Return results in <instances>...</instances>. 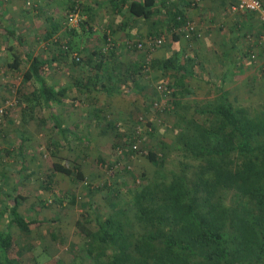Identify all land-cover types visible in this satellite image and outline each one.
Listing matches in <instances>:
<instances>
[{
  "label": "trees",
  "instance_id": "trees-1",
  "mask_svg": "<svg viewBox=\"0 0 264 264\" xmlns=\"http://www.w3.org/2000/svg\"><path fill=\"white\" fill-rule=\"evenodd\" d=\"M126 4L131 14L147 17L152 0H127ZM17 37V44L1 49L7 55L6 70H17L22 82L36 83L17 96L24 123L33 117L35 106L61 102L67 85L56 88L46 79L47 60L30 53ZM95 53L94 68L99 69L105 54ZM174 63L178 64L175 53L163 58L161 66ZM99 71L74 79L72 89L110 91L114 87L105 86ZM127 75L124 72L123 77ZM191 108L184 113L189 109L184 104L175 114L170 139L157 138L153 147L145 149L154 167L150 176H135L123 168V174L131 176L129 189L121 191L116 179L87 185L90 193L104 190L108 209L97 212L90 195L85 197L74 220L80 244L71 246L69 261L56 259L49 264H264V96L240 102L217 95ZM53 125L59 138H49V144L68 146L70 138L79 139L56 116ZM105 128L117 129L111 120L105 121ZM114 135L121 137L118 132ZM130 140L121 137L114 144L123 156L132 153ZM19 163L22 166V160ZM51 169L72 179L83 178L79 167L64 162L52 161ZM124 180V176L119 179L125 184ZM4 191L9 200L0 205L5 218L0 229V264H18L17 238L27 242L31 227L46 219L23 216L17 209L22 196ZM61 196L75 203L70 192L63 191ZM11 226L16 227L17 238Z\"/></svg>",
  "mask_w": 264,
  "mask_h": 264
},
{
  "label": "rangeland",
  "instance_id": "rangeland-1",
  "mask_svg": "<svg viewBox=\"0 0 264 264\" xmlns=\"http://www.w3.org/2000/svg\"><path fill=\"white\" fill-rule=\"evenodd\" d=\"M103 38L101 36L97 46L95 42L86 40L85 50L80 47L71 52V60L77 55L81 61L72 64L75 74L79 76L83 72L94 75L96 68L84 67L85 60L87 54L93 55L100 50ZM65 47L63 48L66 49ZM116 47L115 43L112 50L102 53L110 55ZM126 49L128 58L141 53H145L144 58L147 55L145 46L138 49L131 45L126 46ZM254 64L259 68L257 69L259 80L252 79L250 84L245 86V95L242 96L245 101L264 96V63ZM57 67L62 73L65 72V67L63 69L61 66ZM145 79L150 82L149 100L142 98L140 102L141 97L138 94L124 91L130 81L119 94H104L100 91L87 94L78 91L68 92L61 98L60 103L51 102L50 108L46 105L35 106L33 117L23 123L21 104H18L17 96L19 92L31 90L36 83L22 82L17 70H6L3 63L0 65V107L5 100L11 102L0 113V205L2 201L9 200L4 190L17 191L22 196L19 198L17 209L23 216L46 219V222L31 227L30 239L27 242L17 238L16 227H10L11 233L21 246L18 264H34L35 259L39 264H49L56 259L69 261L71 246L76 247L81 241V236L74 226V220L79 216L80 202H84L85 197L90 195L97 212L101 213L108 209L105 205L104 190L97 189L90 193L87 185L95 187L104 180L110 182L116 179L118 181L115 180L114 183L119 184L121 191L129 189L131 176L123 174V168L135 176L139 173L150 176L154 167L145 157V149L153 147L157 138L166 141L170 139L175 128V114L184 104L189 105L188 111L184 110V113H188L192 109L190 105L194 106L200 102L196 95H192L184 98L186 103L181 107L175 103L167 110H160L154 105L152 107L148 102L156 96L153 89L161 80L155 81L154 78L150 80L146 76ZM146 103V109L139 108L140 104L145 106ZM98 109L99 112H96ZM50 110L58 114L60 120L72 130L86 135L87 140L77 141L70 138L68 146L49 144V138H59L57 131L53 130ZM106 120H111L117 129H104ZM114 132H118L122 138L131 137L138 151L123 156L121 149L114 145L121 137L116 138ZM20 160L23 162L22 166ZM54 160L79 167L83 178L72 179L59 171H52L51 162ZM50 173L52 174L49 175ZM121 176H124L125 184L119 181ZM63 191L75 196L74 204L68 203L67 199L61 196ZM4 225L5 218L0 214V229L4 228Z\"/></svg>",
  "mask_w": 264,
  "mask_h": 264
},
{
  "label": "crops",
  "instance_id": "crops-1",
  "mask_svg": "<svg viewBox=\"0 0 264 264\" xmlns=\"http://www.w3.org/2000/svg\"><path fill=\"white\" fill-rule=\"evenodd\" d=\"M231 1L152 0L151 12L142 17L128 11L127 0H0V65L7 56L1 48L17 44L18 34L20 37L17 38L30 53L47 60L45 78L56 88L67 85L65 94L73 93L76 90L70 83L88 73L81 72L78 76L73 72L71 52L80 47L85 50L86 40L97 46L104 31L108 30L117 47L110 55H105L104 66L100 65L101 68L96 70H100L105 86L114 88L100 92L122 93L130 81L124 91L138 94L141 102L142 98L149 100L151 93L150 82L144 80L141 70L145 53L128 58L126 46L162 35L163 41L146 52L148 77L155 81L160 79L174 92V97H169L171 106L175 103L181 107L186 103L184 98L192 95L200 99L199 104L217 95L244 102L245 86L252 79L259 80V68L254 63L264 62V24L254 11H231L228 7ZM261 1L264 7V0ZM74 3L79 20L77 25L68 27L65 14ZM184 19H190L194 24L195 33L189 37L183 34ZM9 30L13 35L8 34ZM173 53L178 64L163 68V58ZM96 56L87 54L84 67H94ZM57 66L65 67V72ZM124 72L127 77H123ZM107 78L112 83H107ZM81 92L87 94L84 90ZM152 100L148 105L152 106ZM115 104L117 106L116 101ZM142 106L140 104L139 108L146 109L147 103ZM49 114L52 124L54 116L60 120L53 110ZM74 132L79 138L75 140H87L86 135Z\"/></svg>",
  "mask_w": 264,
  "mask_h": 264
},
{
  "label": "built area",
  "instance_id": "built-area-1",
  "mask_svg": "<svg viewBox=\"0 0 264 264\" xmlns=\"http://www.w3.org/2000/svg\"><path fill=\"white\" fill-rule=\"evenodd\" d=\"M228 7L231 11H254L257 13V16L259 20L264 24V7L262 5L261 0H233L228 4ZM65 23L68 27H72L77 25L79 20V14L77 9V4L74 3L71 8L66 12L65 14ZM183 34L186 37H189L193 33H195L194 24L190 19H184L183 25H182ZM104 38H103V44L100 46L101 52H107L111 50L114 46V42L111 39L108 30H105L104 32ZM163 41V36L159 35L157 37H148L145 38L142 41H137L134 43V46L138 49H140L142 46L146 45L147 52L151 51L152 48L156 45H159ZM75 59H78L77 55H74ZM264 61V58H263ZM264 63V62H263ZM141 70L143 72V75L148 77V55L144 58V61L141 64ZM156 91L158 92V97L154 98L152 100V105H154L158 109H169L171 108L170 104V95L171 90L167 86L165 82H160L156 84L155 86ZM11 102L8 100H5L3 105L0 107V113L3 111V108H5L7 105H10ZM129 147L133 151H138L137 146L134 142V140L129 141ZM132 154V153H131ZM130 154V155H131Z\"/></svg>",
  "mask_w": 264,
  "mask_h": 264
}]
</instances>
